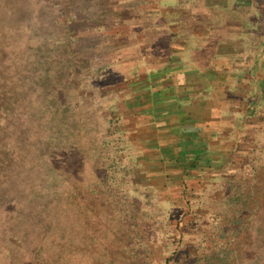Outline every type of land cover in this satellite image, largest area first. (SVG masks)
Returning <instances> with one entry per match:
<instances>
[{
    "label": "trees",
    "instance_id": "obj_1",
    "mask_svg": "<svg viewBox=\"0 0 264 264\" xmlns=\"http://www.w3.org/2000/svg\"><path fill=\"white\" fill-rule=\"evenodd\" d=\"M147 1L157 4L159 0ZM97 6L94 26L107 32L106 39L120 34L128 37V46L124 45L120 56L128 58V64L119 68L113 57L101 67V77L107 79L104 83L110 81L107 86L124 83V88L110 92V98L121 96L123 111H129L132 109L124 98L136 87L132 84L139 78L140 65H144L139 59L154 51L157 41L165 48L163 52L170 54L167 45L172 21L157 11L144 13L135 10L137 5L123 6L121 0H100ZM148 15L159 17L158 24L146 25L143 18ZM20 54L29 61L31 47H23ZM27 65L14 69L6 81L0 75L6 83H14L0 90L6 99L0 105V254L5 258L0 264H26L22 256L29 257V264H71L73 250L62 248L59 219L70 209H82L89 215L99 211L119 215L128 236L126 244L144 247L139 252L143 263L150 249L145 236L137 231L157 228L163 231L170 249L165 264H264V130L253 135L248 152L237 158L238 170L194 188L188 175L181 180L171 177L165 160L173 158L152 159L140 153L137 141L124 138L125 114L112 117L104 129L97 125L95 133L106 131L123 137L92 138L95 152L88 158L98 163L93 171L100 181L80 186L73 156L75 152L85 153L86 146L79 138L88 125L50 121L60 114L56 107L50 110L53 113L48 120L44 92L39 94L40 100H31L30 108L25 101L28 111L19 112L12 94L7 95L9 91L17 86L18 96L30 101L26 98L29 88L40 89L54 76H63L61 72L51 75L48 70L34 80L35 71L30 74ZM67 105L70 109V103ZM68 148L70 156L65 158L63 151ZM13 180L14 188H10ZM7 234L14 237L15 248L9 253L1 245V241L10 242Z\"/></svg>",
    "mask_w": 264,
    "mask_h": 264
},
{
    "label": "crops",
    "instance_id": "obj_2",
    "mask_svg": "<svg viewBox=\"0 0 264 264\" xmlns=\"http://www.w3.org/2000/svg\"><path fill=\"white\" fill-rule=\"evenodd\" d=\"M168 49L140 57L124 138L190 187L239 169L264 130V0H159ZM243 144V146H242Z\"/></svg>",
    "mask_w": 264,
    "mask_h": 264
},
{
    "label": "rangeland",
    "instance_id": "obj_3",
    "mask_svg": "<svg viewBox=\"0 0 264 264\" xmlns=\"http://www.w3.org/2000/svg\"><path fill=\"white\" fill-rule=\"evenodd\" d=\"M99 1L0 0V75L4 80L14 75V69H25L26 64L30 74L35 71L34 80L42 71L47 74L50 70L51 75L58 72L63 74L61 78L54 76L53 81L46 84L44 79L45 81H42L44 85L40 89H36L38 86L26 89L28 90L26 98L30 101L18 96L17 86L12 92L9 91L7 95L12 94L18 111H28L26 102L30 108L33 105L31 100L35 98L38 100L39 94L44 92L47 95L43 108L50 111L56 107V111L60 112L50 121L54 123L60 120L61 123L77 121L78 127L88 125L87 132L82 130L79 138L86 146L85 153L75 152L73 156L75 179L79 181L80 186L100 181L93 171L97 169L98 163L88 158L95 152L92 138L101 136L105 140H111L123 137L121 134L112 135L106 131L98 135L94 131L98 128L97 125L104 129L110 118H117L124 112L123 98L121 96L110 98V92L124 88V83L119 82L116 85L110 83L107 86L110 81L104 83L107 79L101 77V67L113 57H116V66L119 68L129 62L128 58L120 57L123 55L124 45L129 43L128 37L120 34L117 38L107 40L105 35L107 32L94 26L97 23L95 12L99 9L97 6ZM121 4L126 7L137 5L135 10L144 13H153L159 6L158 2L155 4V1L145 0H121ZM143 19L146 25H150L158 24L156 21L160 18L148 15V18ZM26 46L31 47L32 51V58L29 61L20 54V50ZM5 81L0 78V90L14 86V83ZM52 97L55 100H52ZM5 103L6 99L0 93V105ZM68 103L70 109L65 107ZM76 106L80 109L76 110ZM52 113L50 111L48 114V120ZM67 142L70 143V138ZM70 150L71 148H68L63 151L65 158L70 156ZM60 166L61 163L57 167ZM67 168L69 167L66 166L64 171L68 173ZM12 183L10 188H14V180ZM59 219L62 225V248L73 250L71 264H165L167 256L170 255L168 241L162 230L156 228L143 233L137 231L145 236L150 249V252H147V262L143 263L139 252L144 247L140 243L134 247L126 244L128 236L126 237L122 229V218L113 211L112 213L99 211L89 215L82 209H78V212L70 209L60 214ZM7 237L11 239L10 242L1 241V245L3 251L9 253V250L14 251L15 248L14 237L11 234H7ZM22 258L29 264L28 256ZM4 259L0 254V261L3 262Z\"/></svg>",
    "mask_w": 264,
    "mask_h": 264
}]
</instances>
